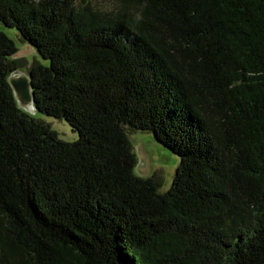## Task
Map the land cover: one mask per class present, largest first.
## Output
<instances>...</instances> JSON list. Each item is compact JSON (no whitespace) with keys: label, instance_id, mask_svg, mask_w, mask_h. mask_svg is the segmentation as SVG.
I'll use <instances>...</instances> for the list:
<instances>
[{"label":"trees","instance_id":"trees-1","mask_svg":"<svg viewBox=\"0 0 264 264\" xmlns=\"http://www.w3.org/2000/svg\"><path fill=\"white\" fill-rule=\"evenodd\" d=\"M114 1L0 0V264H264V0Z\"/></svg>","mask_w":264,"mask_h":264},{"label":"rangeland","instance_id":"rangeland-1","mask_svg":"<svg viewBox=\"0 0 264 264\" xmlns=\"http://www.w3.org/2000/svg\"><path fill=\"white\" fill-rule=\"evenodd\" d=\"M91 2L92 4H98L102 7H111L115 5L114 0H91ZM1 28L16 41V44L20 48L22 47L16 29L7 28L3 25ZM28 58L32 61L33 56H29ZM37 117L50 122L52 128L59 133L60 138L66 141H74L78 139V132L74 131L66 120H61L44 114H38ZM130 138L139 156V163L136 167V172L141 176H160V179L162 180L160 190L162 192L167 191L172 184L176 169L180 163L179 155L159 143L152 132L135 131L130 134Z\"/></svg>","mask_w":264,"mask_h":264},{"label":"water","instance_id":"water-1","mask_svg":"<svg viewBox=\"0 0 264 264\" xmlns=\"http://www.w3.org/2000/svg\"><path fill=\"white\" fill-rule=\"evenodd\" d=\"M31 52V46L25 45L14 54V57L28 55ZM9 82L17 98L18 105L30 113H35L34 92L30 75L26 71L17 69L12 72Z\"/></svg>","mask_w":264,"mask_h":264}]
</instances>
